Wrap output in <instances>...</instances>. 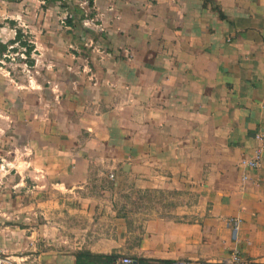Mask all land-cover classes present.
<instances>
[{
	"label": "crops",
	"instance_id": "0c3cea01",
	"mask_svg": "<svg viewBox=\"0 0 264 264\" xmlns=\"http://www.w3.org/2000/svg\"><path fill=\"white\" fill-rule=\"evenodd\" d=\"M57 2L0 0L35 40L30 88L0 66L1 264H264V0Z\"/></svg>",
	"mask_w": 264,
	"mask_h": 264
},
{
	"label": "rangeland",
	"instance_id": "374dc122",
	"mask_svg": "<svg viewBox=\"0 0 264 264\" xmlns=\"http://www.w3.org/2000/svg\"><path fill=\"white\" fill-rule=\"evenodd\" d=\"M57 4H61V2L59 1L57 2ZM86 9L87 7H83L82 12L84 13V10ZM64 13H61V16L59 19L60 26H65L67 24L65 21L67 13L65 15ZM85 15H87L86 12H85ZM46 24L47 23L45 22L44 18L41 17L40 18L41 27L45 26ZM24 30L21 29V31H18V33L22 36L21 38L27 40L29 43H31L34 46L33 41L35 40L33 36L26 29ZM85 39L86 38L84 37L82 40H85ZM7 46L8 47L5 52V56L2 58V65L0 66L3 67L5 73L7 72L9 73L10 78L13 80L14 83L15 82L21 83V84H24L25 86H29L30 88L32 85L31 78L33 75V70L31 69V67H29L27 63V59L24 55L23 49L17 44H14L13 46H9V44H7ZM11 48H14L15 51H13V49ZM34 55H35V52L33 51V53L31 54L32 59L35 58ZM40 77L41 79H46V76L43 74H41ZM13 86H15V84H13Z\"/></svg>",
	"mask_w": 264,
	"mask_h": 264
},
{
	"label": "trees",
	"instance_id": "16d2710c",
	"mask_svg": "<svg viewBox=\"0 0 264 264\" xmlns=\"http://www.w3.org/2000/svg\"><path fill=\"white\" fill-rule=\"evenodd\" d=\"M61 1L60 4V9L67 11V16H66V23L68 25H71L73 27H77L80 24V21H82L84 19V16L81 14H79V10L76 7H70V2L72 0H59ZM89 6H92V0H89ZM90 17V16H88ZM22 36L18 33L16 34V36L14 37V39L12 41H10L8 44L9 46H13L14 44L19 45L23 51H24V55L27 59V63L29 65V67H33L34 65V60L31 58V54L34 51V46L29 43L27 40L22 39ZM7 45L6 46H0V55L3 54V52H5L7 50ZM13 51H15L14 48ZM79 264L80 263H87V264H112L115 260L116 257H111V256H87L84 257V260H82V257L79 256Z\"/></svg>",
	"mask_w": 264,
	"mask_h": 264
},
{
	"label": "built area",
	"instance_id": "2783aa9c",
	"mask_svg": "<svg viewBox=\"0 0 264 264\" xmlns=\"http://www.w3.org/2000/svg\"><path fill=\"white\" fill-rule=\"evenodd\" d=\"M81 5L84 7L86 2L84 1ZM82 24L85 27L89 28H96L93 19L88 18L85 15V18L82 21ZM102 31V29H100ZM90 44V43H89ZM87 47V45H85ZM254 140L257 142V146L254 149V157L249 160H243L241 164L249 169H256L259 168L261 165L262 158L264 156V132H260L255 135ZM235 230H237V225H235ZM227 264H247L243 258L241 257L240 253L237 251L232 252L229 259L226 262ZM1 264V259H0ZM112 264H136L134 260L128 256H121L117 261L113 262ZM173 264H194L190 261L179 260L174 262Z\"/></svg>",
	"mask_w": 264,
	"mask_h": 264
}]
</instances>
